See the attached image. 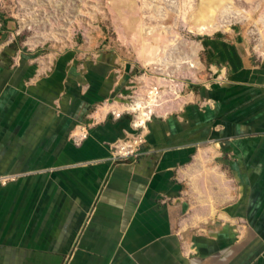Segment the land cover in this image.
I'll list each match as a JSON object with an SVG mask.
<instances>
[{
	"label": "crops",
	"instance_id": "1",
	"mask_svg": "<svg viewBox=\"0 0 264 264\" xmlns=\"http://www.w3.org/2000/svg\"><path fill=\"white\" fill-rule=\"evenodd\" d=\"M196 45L198 82L115 162L136 64L99 42L26 51L0 26V264H264V52L240 25Z\"/></svg>",
	"mask_w": 264,
	"mask_h": 264
},
{
	"label": "rangeland",
	"instance_id": "2",
	"mask_svg": "<svg viewBox=\"0 0 264 264\" xmlns=\"http://www.w3.org/2000/svg\"><path fill=\"white\" fill-rule=\"evenodd\" d=\"M225 1L218 14L221 18L229 11L227 23L223 24V17L212 32L240 25L251 47L264 52V0H232L234 8L230 0ZM207 2L220 4V0ZM198 6L199 0H0V26L9 31L18 47L43 55L74 44L99 42L95 50L110 47L122 52L136 64V76L146 74L145 83L178 84L182 90L198 82L188 75L187 61L189 57L195 61L196 41L212 33L190 32ZM131 21L134 26L129 27ZM149 32L159 37L156 43L150 41L159 47L157 55L162 57L153 66H146L138 53Z\"/></svg>",
	"mask_w": 264,
	"mask_h": 264
},
{
	"label": "built area",
	"instance_id": "3",
	"mask_svg": "<svg viewBox=\"0 0 264 264\" xmlns=\"http://www.w3.org/2000/svg\"><path fill=\"white\" fill-rule=\"evenodd\" d=\"M193 57V54H191ZM146 74L135 77L130 87V94L121 103L122 109L111 110L110 115L114 119H119L123 115L131 117V126L134 133H127L125 137L109 144L112 160L115 162H127L132 158H137L143 153L142 146L145 144V130L148 122L156 115L162 98L167 92L175 98L181 95L182 90L178 84L152 83L147 90L140 91L145 86ZM171 82V81H170ZM173 83V82H172ZM85 138L86 133L80 134Z\"/></svg>",
	"mask_w": 264,
	"mask_h": 264
},
{
	"label": "bare ground",
	"instance_id": "4",
	"mask_svg": "<svg viewBox=\"0 0 264 264\" xmlns=\"http://www.w3.org/2000/svg\"><path fill=\"white\" fill-rule=\"evenodd\" d=\"M226 3L227 1L220 0V4L218 3V5L215 4L211 5L207 2V0H199V6L197 12L191 18V24L189 26L190 32H194L197 34H205L212 32L214 29L217 28L220 20L223 19V17H224V19L222 20L223 24L227 23V21H225V16L230 12L229 11L224 12L223 14L220 15L221 18H219V14H218L221 4L223 6ZM229 4L232 5V7L234 8L232 0L229 1ZM236 13L239 12L236 11ZM247 16L249 17L248 19L251 18V15H247ZM132 26H134V21H131L129 27ZM149 34L150 35L143 37L142 40L143 42L141 43V47L138 49V53L141 59H143L144 64L146 63V66H153L154 64L158 65L159 61H161L162 58L160 55H157V52L159 51V47L158 46L155 47V44L153 45V43H151L150 40L152 39L156 43L159 40V37L157 38L156 34H152L150 32ZM160 37L163 38L162 36ZM187 63L189 67H194V61H192L190 58L187 61ZM159 66H161V64ZM159 66H157V68ZM109 107H110L109 105L105 106V108H109ZM119 109H122L121 105Z\"/></svg>",
	"mask_w": 264,
	"mask_h": 264
}]
</instances>
